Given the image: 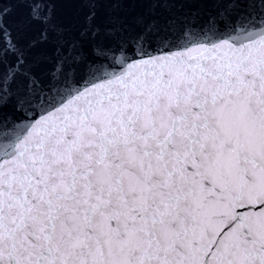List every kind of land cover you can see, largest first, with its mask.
Wrapping results in <instances>:
<instances>
[{
	"label": "snow or ice",
	"instance_id": "6c2138e0",
	"mask_svg": "<svg viewBox=\"0 0 264 264\" xmlns=\"http://www.w3.org/2000/svg\"><path fill=\"white\" fill-rule=\"evenodd\" d=\"M0 264H264V0H0Z\"/></svg>",
	"mask_w": 264,
	"mask_h": 264
}]
</instances>
